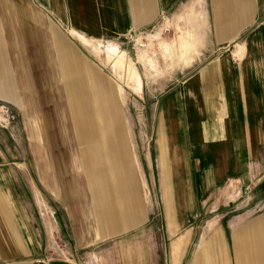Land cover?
Listing matches in <instances>:
<instances>
[{"label":"crops","instance_id":"1","mask_svg":"<svg viewBox=\"0 0 264 264\" xmlns=\"http://www.w3.org/2000/svg\"><path fill=\"white\" fill-rule=\"evenodd\" d=\"M185 13L201 15L209 57L155 93L146 149L129 134L121 90L102 82L85 52L159 32ZM222 46L229 51L214 54ZM116 50L105 47L135 65ZM0 103L14 114L0 127V256L37 253L26 228L30 199L56 247L53 219L64 220L48 190L70 200L85 189L107 231L144 222L132 187L144 177L176 208L164 221L190 224L180 234L169 227L177 235L167 264L178 254L180 264H264V0H0ZM238 209L229 231L218 228ZM207 221L203 241L189 248L193 224Z\"/></svg>","mask_w":264,"mask_h":264},{"label":"rangeland","instance_id":"2","mask_svg":"<svg viewBox=\"0 0 264 264\" xmlns=\"http://www.w3.org/2000/svg\"><path fill=\"white\" fill-rule=\"evenodd\" d=\"M171 24L168 26H172V28L166 33L149 31L147 47L142 50L134 48L131 42L125 44L121 40H111L99 42L101 48L96 52H85L87 61L93 64L94 69L100 74L102 82L106 83V86H112L117 90L119 87L121 90L123 96L119 102L121 111L130 124L129 134H132V138L138 142V145L143 142V147L146 149L151 135L150 126L147 125L150 113L148 106L155 93L180 81L209 57L208 50L204 47L207 36L201 15L196 13L181 14L174 17ZM110 43L117 47L118 54L123 53L124 57L127 56L135 63L141 79L139 90H135L131 83L125 84L122 63L117 57L113 55L111 57L105 52V47ZM220 51H229V47H218L214 54L221 53ZM189 55H192L190 61L185 64L184 58H188ZM13 119V112L7 105L0 103V127L9 128ZM32 145L37 146V144ZM132 187L140 195V202L143 204L140 213L145 221L139 224L129 222L125 226L121 224L119 228L117 227L118 230L114 231H107L102 222H94V218H102V212L95 208L96 211H93L91 206H87V191L85 189L79 190L77 196L74 195L70 200L62 196L65 194V190L62 192L46 191V194L51 196L53 194L52 197L57 198L56 201L61 205L57 218L64 220L59 222L55 216L53 219L52 236L56 247H52L49 242L50 235L41 221L43 218L39 211L41 208L36 205L35 201L34 205L30 199V221L29 226L26 224V228L29 229L32 252L38 251L28 255L0 256V264H167L163 254L165 248L171 246L176 235L187 230V225L190 226V224L186 223L183 227L179 223L167 224L164 221V214L174 215L176 208L170 204L167 209L163 205L160 191L153 184H149L147 187L144 177L143 184H140L137 179ZM66 193L68 195V191ZM59 194L62 196L61 200L57 197ZM48 195L47 197L51 198ZM254 197L260 198L261 194L254 195ZM130 198L132 199V197ZM132 201H135V197ZM224 209L220 208L221 211ZM242 211L244 209H238V211L235 210L225 215L221 224H218V228L221 226L222 229L229 231V228L226 227L227 220L233 219L234 215L243 213ZM127 213L128 215L133 214L130 210ZM206 213V218L210 219L209 221L214 220L215 212L206 211ZM84 214L85 218L82 216ZM209 221L193 224V238L187 245L189 248L192 249L203 241L199 236L208 230ZM98 226L99 228H97ZM171 226L172 231H176L177 234L174 232V234H168V229ZM97 229H100L99 232L102 233H95ZM208 241L210 240H205L204 243L207 244ZM151 249L152 254L150 253ZM155 251L158 253L155 254ZM181 257L182 255L178 254L174 257L173 262H170L180 264Z\"/></svg>","mask_w":264,"mask_h":264},{"label":"built area","instance_id":"3","mask_svg":"<svg viewBox=\"0 0 264 264\" xmlns=\"http://www.w3.org/2000/svg\"><path fill=\"white\" fill-rule=\"evenodd\" d=\"M148 31H139L137 33L132 32L129 35V42L132 43V46L136 49H145L147 47L148 41H147V36H148ZM152 32V31H150ZM154 32V31H153ZM161 32L166 33L169 32V27L168 26H163L161 27Z\"/></svg>","mask_w":264,"mask_h":264},{"label":"bare ground","instance_id":"4","mask_svg":"<svg viewBox=\"0 0 264 264\" xmlns=\"http://www.w3.org/2000/svg\"><path fill=\"white\" fill-rule=\"evenodd\" d=\"M119 62L122 63V67L124 68L125 81L127 83H132L133 79L135 77L137 78L135 65L122 57L119 59Z\"/></svg>","mask_w":264,"mask_h":264}]
</instances>
